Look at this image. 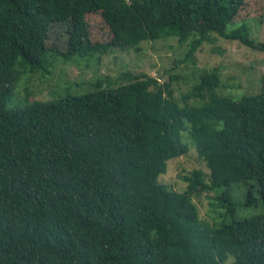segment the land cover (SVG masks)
I'll list each match as a JSON object with an SVG mask.
<instances>
[{
  "label": "trees",
  "instance_id": "1",
  "mask_svg": "<svg viewBox=\"0 0 264 264\" xmlns=\"http://www.w3.org/2000/svg\"><path fill=\"white\" fill-rule=\"evenodd\" d=\"M245 2L0 0V264H264V212L212 224L193 199L255 179L264 202V90L221 93L213 67L182 101L173 78L128 72L116 85L7 105L17 65L48 71L52 53L68 60L178 36L194 60L213 33L264 49L247 27L227 30ZM92 14L112 39H93ZM61 24L66 50L50 41ZM184 131L210 173L192 170L177 190L160 176L189 152ZM216 198L225 215L235 212L230 195Z\"/></svg>",
  "mask_w": 264,
  "mask_h": 264
},
{
  "label": "rangeland",
  "instance_id": "2",
  "mask_svg": "<svg viewBox=\"0 0 264 264\" xmlns=\"http://www.w3.org/2000/svg\"><path fill=\"white\" fill-rule=\"evenodd\" d=\"M93 39L109 40L112 33L104 24L99 14L89 16ZM245 26L251 36L264 42V0H246L234 21L227 25V30ZM67 24L54 27L50 41L70 48V38L66 32ZM211 41H205L194 53V60L188 55L189 41H180L178 36L144 40L139 49L115 46L104 54L95 56H73L66 60L63 56L52 53L48 71H25L19 64L18 79L14 83L13 93L8 100L9 108H20L31 101H47L66 94H82L90 91L92 84L102 80L104 85H116L124 82L125 73H147L159 77L161 82L170 81L179 99L192 91L203 69L220 67L222 83L218 91L240 98L264 90V49L245 45L238 39H229L212 34ZM61 38V39H59ZM196 102L192 97L186 99ZM184 141L190 145L189 152L168 161L167 171L160 180L177 190H184L188 181L184 175L194 169L210 170L199 155L197 148L187 131L182 133ZM254 200L250 202V194ZM230 195L236 206L233 214L225 215L223 204L226 201L216 196ZM201 218L212 224H222L233 219H244L264 212V202L255 179L233 182L214 190H204L193 197ZM229 256L225 264L233 262Z\"/></svg>",
  "mask_w": 264,
  "mask_h": 264
}]
</instances>
